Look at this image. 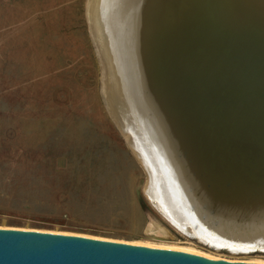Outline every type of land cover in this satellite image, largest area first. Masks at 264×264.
Here are the masks:
<instances>
[{
	"label": "bare ground",
	"instance_id": "1",
	"mask_svg": "<svg viewBox=\"0 0 264 264\" xmlns=\"http://www.w3.org/2000/svg\"><path fill=\"white\" fill-rule=\"evenodd\" d=\"M87 18L107 109L145 170V194L172 224L186 219L181 198L195 207L223 194L219 228L235 243L194 235L249 248L264 234V0H88Z\"/></svg>",
	"mask_w": 264,
	"mask_h": 264
},
{
	"label": "rangeland",
	"instance_id": "2",
	"mask_svg": "<svg viewBox=\"0 0 264 264\" xmlns=\"http://www.w3.org/2000/svg\"><path fill=\"white\" fill-rule=\"evenodd\" d=\"M87 1L0 0V228L264 263V248L210 247L148 202L145 172L107 109Z\"/></svg>",
	"mask_w": 264,
	"mask_h": 264
},
{
	"label": "water",
	"instance_id": "3",
	"mask_svg": "<svg viewBox=\"0 0 264 264\" xmlns=\"http://www.w3.org/2000/svg\"><path fill=\"white\" fill-rule=\"evenodd\" d=\"M147 23L146 40L149 44V28ZM154 89L157 90L156 83ZM131 122V121H130ZM132 123V122H131ZM132 127V126H131ZM133 132V127L131 129ZM125 133H130L126 131ZM143 168V167H142ZM144 170V168H143ZM145 172V170H144ZM188 173V172H187ZM146 174V173H145ZM186 176V173H184ZM188 175V174H187ZM211 173L206 174L207 181H211ZM147 186H148V178ZM189 181L191 177L185 178ZM201 193V189L195 187L191 193ZM224 195L215 196L214 192L207 195L195 207L190 201L180 199L177 203L176 213L183 214L184 221L172 224L171 219L161 215L156 206L146 195L148 202L159 215L171 226L184 234L228 243H235L237 238L230 239L224 236L223 223L219 221L218 213L225 207ZM223 198V199H222ZM226 198V197H225ZM222 199V200H221ZM228 202V201H227ZM226 202V203H227ZM217 214V215H216ZM190 230L189 233L187 230ZM193 233V234H192ZM197 238V236H195ZM264 234L254 240L251 246L237 249L247 251L261 248ZM198 239V238H197ZM199 240V239H198ZM201 241V240H200ZM225 242V243H227ZM259 244V245H258ZM227 245V244H225ZM225 248V247H221ZM227 249V248H226ZM0 264H264L250 261H233L220 258H206L201 255L187 253L179 250L163 249L128 242L98 239L76 234H63L44 232L39 230L20 228H0Z\"/></svg>",
	"mask_w": 264,
	"mask_h": 264
}]
</instances>
